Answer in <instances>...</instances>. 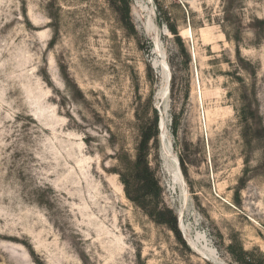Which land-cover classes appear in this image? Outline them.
Wrapping results in <instances>:
<instances>
[{
	"label": "rangeland",
	"instance_id": "rangeland-1",
	"mask_svg": "<svg viewBox=\"0 0 264 264\" xmlns=\"http://www.w3.org/2000/svg\"><path fill=\"white\" fill-rule=\"evenodd\" d=\"M0 264H264V0H0Z\"/></svg>",
	"mask_w": 264,
	"mask_h": 264
},
{
	"label": "trees",
	"instance_id": "trees-1",
	"mask_svg": "<svg viewBox=\"0 0 264 264\" xmlns=\"http://www.w3.org/2000/svg\"><path fill=\"white\" fill-rule=\"evenodd\" d=\"M122 2H127V0H122ZM147 137H144L143 141H141L140 147H139V154L137 156L136 162L134 164V178L135 180L140 184L139 185V191H141L143 194L148 195L151 194L152 190V177L149 173V170L146 165L145 156L143 155L144 149H145V143H146ZM164 216L163 211L157 212V219L156 221L158 223L162 222L161 218ZM170 224L173 228V230L179 234L180 231L178 229V224L176 222V218L171 216Z\"/></svg>",
	"mask_w": 264,
	"mask_h": 264
},
{
	"label": "bare ground",
	"instance_id": "bare-ground-1",
	"mask_svg": "<svg viewBox=\"0 0 264 264\" xmlns=\"http://www.w3.org/2000/svg\"><path fill=\"white\" fill-rule=\"evenodd\" d=\"M152 28V27H151ZM165 80V79H164ZM167 81H168V78H167ZM167 83V82H166ZM163 96V95H162ZM160 97V96H159ZM171 163L173 165V167H175L176 171H177V166H176V162L175 160H171ZM170 167H171V164H170ZM169 167V168H170ZM177 175V174H176ZM174 178V177H173ZM170 179V178H169ZM175 179V178H174ZM183 231V230H182ZM185 232V231H184ZM203 236H201V239H202ZM205 238V237H204ZM200 239V238H199ZM203 241V240H202ZM206 241V240H205ZM209 246V245H208ZM206 247V253H207V259H209L210 261L214 262V263H218L217 259H216V251L213 250V248H209V247ZM205 255V254H204Z\"/></svg>",
	"mask_w": 264,
	"mask_h": 264
},
{
	"label": "water",
	"instance_id": "water-1",
	"mask_svg": "<svg viewBox=\"0 0 264 264\" xmlns=\"http://www.w3.org/2000/svg\"><path fill=\"white\" fill-rule=\"evenodd\" d=\"M177 170H178V174H179V176L181 177V171H180V169H179V167H177Z\"/></svg>",
	"mask_w": 264,
	"mask_h": 264
}]
</instances>
